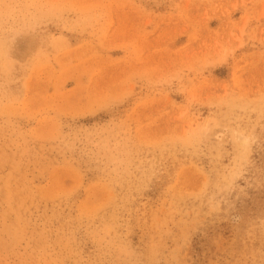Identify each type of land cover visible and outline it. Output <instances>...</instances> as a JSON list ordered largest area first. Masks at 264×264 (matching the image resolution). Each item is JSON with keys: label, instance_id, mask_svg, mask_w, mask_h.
<instances>
[{"label": "rangeland", "instance_id": "obj_1", "mask_svg": "<svg viewBox=\"0 0 264 264\" xmlns=\"http://www.w3.org/2000/svg\"><path fill=\"white\" fill-rule=\"evenodd\" d=\"M0 264H264V0H0Z\"/></svg>", "mask_w": 264, "mask_h": 264}]
</instances>
